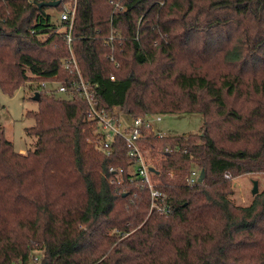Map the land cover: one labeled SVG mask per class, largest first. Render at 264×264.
<instances>
[{
  "label": "trees",
  "instance_id": "obj_1",
  "mask_svg": "<svg viewBox=\"0 0 264 264\" xmlns=\"http://www.w3.org/2000/svg\"><path fill=\"white\" fill-rule=\"evenodd\" d=\"M47 1L0 0L7 94L79 79L62 64L72 56L66 22L48 12L61 4L39 7ZM72 37L99 110L197 113L203 124L145 131L168 205L160 211L123 138L110 154L90 141L97 126L84 97L35 87L34 142L22 153L0 138V264H32L36 250L50 264H264V189L236 205L226 177L264 174V0H79ZM195 166L206 177L188 185Z\"/></svg>",
  "mask_w": 264,
  "mask_h": 264
},
{
  "label": "built area",
  "instance_id": "obj_2",
  "mask_svg": "<svg viewBox=\"0 0 264 264\" xmlns=\"http://www.w3.org/2000/svg\"><path fill=\"white\" fill-rule=\"evenodd\" d=\"M78 1L79 0H60L61 9L59 10V20L60 22H66V31H67V44L72 54L71 57L63 58L62 64L63 66L71 71H75L79 79L73 80L72 89H68L69 86L63 83H59L56 81L47 82L40 81L37 82V90H46L49 92H54L57 95L65 94L68 97L73 96V92L77 91L78 94L84 97L90 105V111L96 120L97 132L98 136L96 137V141L98 147L102 149L106 154H110L112 151V144L116 137H121L125 141V145L128 149V156L136 161V170L139 174V177L143 180L146 186L151 191L152 197V208H157L160 211H166L168 205L165 203L160 205L158 200L162 202L165 201V194L160 190H157L154 187V181L150 170V163L148 161V157L146 152H144L142 148V140L145 135V131L152 130L158 133L161 136H166L164 133L157 132L155 128V121L161 120V117L157 114L144 115V116H131V121L128 122L126 118H124V109L115 105L110 110H99L94 103V95L91 91L90 84H88L83 76H82V65L77 61L73 48H72V30L74 28V23L77 16L78 10ZM118 6V5H117ZM120 9H124L121 7ZM114 35H112L109 40H107V44L113 42ZM114 60L113 57H111ZM86 63L83 64V66ZM118 65V64H117ZM111 79H115V76L112 75ZM153 116H157L155 121L153 120ZM172 149L169 147L165 148V152H170ZM111 170L118 176V173L122 171V169ZM201 169L193 167L189 175L186 177V182L188 185H194L199 183ZM227 178H232L230 174H226ZM115 179H112V182Z\"/></svg>",
  "mask_w": 264,
  "mask_h": 264
},
{
  "label": "rangeland",
  "instance_id": "obj_3",
  "mask_svg": "<svg viewBox=\"0 0 264 264\" xmlns=\"http://www.w3.org/2000/svg\"><path fill=\"white\" fill-rule=\"evenodd\" d=\"M48 12L52 14L53 20L59 23V11L56 9H48ZM37 84L32 87L30 84L16 90L13 94L5 93L0 86V138L3 134L8 140L13 142L16 151L26 153V150L34 140L27 134L26 129L35 124L32 117L27 113L30 110H36L38 103L32 100L31 96L35 93ZM33 88V89H32ZM65 98V94L58 95ZM161 117V120L155 121L157 116H153L155 121V128L157 132L168 135H180L185 133H196L200 130L203 124V118L197 113H184V114H157ZM97 130L90 136V141H96ZM2 133V134H1ZM94 137V138H93ZM97 143V141H96ZM148 161L152 162L153 158L146 152ZM197 168V166H195ZM175 171L170 173V176H174ZM232 179L233 193L230 196L231 200L236 205H249L254 196L253 186L254 180L259 182V191L264 189V174H243L236 176ZM187 183V182H186ZM32 264H43V252L36 250L33 253Z\"/></svg>",
  "mask_w": 264,
  "mask_h": 264
},
{
  "label": "water",
  "instance_id": "obj_4",
  "mask_svg": "<svg viewBox=\"0 0 264 264\" xmlns=\"http://www.w3.org/2000/svg\"><path fill=\"white\" fill-rule=\"evenodd\" d=\"M60 4V0H52V1H47V2H42V3H39V7H42V6H50V7H57L58 5ZM33 99L35 101H38L40 99V92H36L33 96ZM124 118H126V120L128 122L131 121V115L130 114H124ZM150 170L151 171H154V168L153 167H150ZM206 177V171L205 169H201V173H200V177H199V182H202L204 181ZM254 186H253V195H257L260 191H259V182L258 180H254ZM43 264H50V263H43Z\"/></svg>",
  "mask_w": 264,
  "mask_h": 264
}]
</instances>
